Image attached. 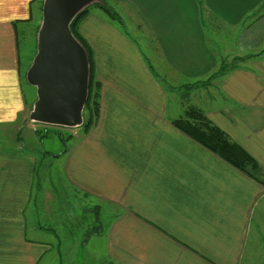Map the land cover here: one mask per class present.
<instances>
[{"label": "crops", "instance_id": "obj_1", "mask_svg": "<svg viewBox=\"0 0 264 264\" xmlns=\"http://www.w3.org/2000/svg\"><path fill=\"white\" fill-rule=\"evenodd\" d=\"M114 1L129 4L128 35L99 9L79 25L99 117L39 174L38 153L12 135L14 147L1 144L28 109L19 28L44 0H0V264H61L72 235L97 264H245L264 183L173 121L202 109L264 173V0ZM209 19L228 44L215 43ZM231 56L245 62L215 76ZM211 77L204 92L177 90Z\"/></svg>", "mask_w": 264, "mask_h": 264}, {"label": "water", "instance_id": "obj_2", "mask_svg": "<svg viewBox=\"0 0 264 264\" xmlns=\"http://www.w3.org/2000/svg\"><path fill=\"white\" fill-rule=\"evenodd\" d=\"M99 0H44L37 53L27 71V83L36 89L30 113L39 125L79 128L88 100L89 61L85 48L73 36L72 21Z\"/></svg>", "mask_w": 264, "mask_h": 264}, {"label": "rangeland", "instance_id": "obj_3", "mask_svg": "<svg viewBox=\"0 0 264 264\" xmlns=\"http://www.w3.org/2000/svg\"><path fill=\"white\" fill-rule=\"evenodd\" d=\"M101 2V0H99ZM104 2L109 6L113 7V9L121 16L125 29L114 20H111L104 12V15L111 20L112 22H115L121 30L125 34H129V4L124 6L120 2H115L114 0H104ZM95 9V8H94ZM92 9V10H94ZM102 11V10H101ZM37 19L33 21L32 24H26L24 26H21L19 28V46H20V53H21V59H22V84H23V90L25 93V101L27 105V110L22 114L21 120V131L19 134L16 136L15 131L12 130L10 133L6 136V141L5 143H2V147H11V145L14 147V143L11 142L10 136L12 135L14 141V136H15V141L20 145V147L24 148L25 150H30L31 152H36L39 154L40 160H39V174L41 173L42 170H46L47 167H49V159L48 155L51 153V155L55 153H62L63 151L66 150L67 146L65 145L66 143H71V141L76 137L77 134H82L84 131V127H79L75 129H64L61 127H55V126H48V125H39L36 123H33L30 121L29 116L30 113L33 110L34 104L37 101V93L36 89L31 87L27 83L26 79V68L27 65H31L32 61L35 57V54L37 52V37H38V32L39 29L42 25V12L37 14ZM210 20V19H209ZM208 20V21H209ZM210 24H213V30L214 33H217L214 36L215 43L220 46H225L228 44L229 37L227 36H221L220 31L217 28V24H215L213 21L210 20ZM132 25V22H131ZM130 25V27H131ZM208 31L210 28V25L207 26ZM136 30V29H135ZM138 30V29H137ZM79 31V28H78ZM80 33V32H79ZM141 36L142 33L137 31L135 32V35ZM223 35V33H222ZM137 36V37H138ZM84 39V38H83ZM85 40V39H84ZM91 48V47H90ZM241 57H236V56H231V61L229 63H234L233 65H240L241 63L245 62L244 60L241 62H234L236 60H240ZM29 61L31 62L30 64ZM93 61L96 69V63L94 59V54H93ZM97 78V77H96ZM208 80L204 81V85L198 87V86H192L190 84L188 85H183L179 87L177 90L178 92H181L182 95H188L189 93H198L199 91L204 92L207 88L209 89L210 87H213L212 85V80L209 83H206ZM216 87V83H215ZM176 90V89H175ZM213 94H216L215 91H213ZM199 95V94H196ZM193 106V105H192ZM86 120L87 116L85 115ZM85 120V118H84ZM41 136H40V135ZM46 135V137H44ZM44 137V138H43ZM42 156V157H41ZM43 159H47L43 161ZM43 172V171H42ZM53 173V172H51ZM43 197V196H42ZM47 200H51L48 198ZM260 213V222L256 221V234H254V237H252V242L250 243V248L246 254V263L245 264H264V206L262 205L261 211H258L256 216ZM84 224H87L85 221L84 223L79 224V231L84 232ZM75 232V231H74ZM78 233L75 232V235ZM84 239L76 237L74 235L71 236V241L70 243H73L72 246H63L62 244V254L60 255L61 264H97L95 263L92 258L86 253V248L82 245V242ZM73 241V242H72ZM67 242V241H66ZM89 251V250H88ZM93 252V251H91ZM94 262V263H93Z\"/></svg>", "mask_w": 264, "mask_h": 264}, {"label": "trees", "instance_id": "obj_4", "mask_svg": "<svg viewBox=\"0 0 264 264\" xmlns=\"http://www.w3.org/2000/svg\"><path fill=\"white\" fill-rule=\"evenodd\" d=\"M94 8L102 10V12H104L111 20L117 21L123 29H125L121 16L112 7H109L104 0L85 8L75 17L70 25L73 36L85 48L89 61L88 100L84 109V124L81 126L84 127L83 129L85 133L93 127L100 114V84L96 78L92 49L83 39L78 28L82 20ZM243 60V58H240V60L234 62H241ZM233 64L234 63H223L215 76H225L229 71L236 67V65ZM212 78L213 77H211L206 83H209ZM204 84V82H198L193 86L200 87ZM85 115L88 117L87 120ZM173 125L195 142L199 143L201 146L214 153L239 171L261 183H264V173L258 162L228 134L211 122L202 109L195 106L186 107L183 114L173 121ZM44 137H46V135H44Z\"/></svg>", "mask_w": 264, "mask_h": 264}]
</instances>
